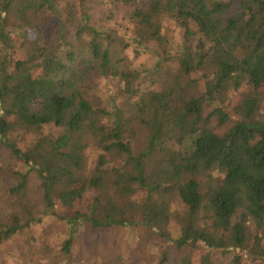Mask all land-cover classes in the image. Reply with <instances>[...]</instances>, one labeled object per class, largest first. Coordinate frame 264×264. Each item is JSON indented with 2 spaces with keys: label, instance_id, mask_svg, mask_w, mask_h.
Wrapping results in <instances>:
<instances>
[{
  "label": "trees",
  "instance_id": "16d2710c",
  "mask_svg": "<svg viewBox=\"0 0 264 264\" xmlns=\"http://www.w3.org/2000/svg\"><path fill=\"white\" fill-rule=\"evenodd\" d=\"M88 1L0 0V245L53 216L66 254L87 224L264 260V0H103L120 30Z\"/></svg>",
  "mask_w": 264,
  "mask_h": 264
},
{
  "label": "rangeland",
  "instance_id": "374dc122",
  "mask_svg": "<svg viewBox=\"0 0 264 264\" xmlns=\"http://www.w3.org/2000/svg\"><path fill=\"white\" fill-rule=\"evenodd\" d=\"M87 11L93 24L97 26L120 30L124 24V10L108 7L103 0L88 1ZM117 85L115 79L97 80V88L104 93L114 94ZM251 92L247 87H242L238 92L230 91L226 95V102L232 107ZM119 101L122 100L118 97L117 102ZM257 116L264 120V102ZM94 160V154L89 153V169H92ZM29 191L31 200L38 201L40 192L34 180L31 181ZM76 209L79 208L76 206L71 212L74 213ZM58 212L70 214L62 209H58ZM176 229L177 225L170 223L169 230L173 232ZM252 229L251 227L247 236L252 233ZM67 233L68 227L62 220L43 216L40 224L19 231L0 245V264H156L162 251H167L170 260L168 264H179L178 260L183 255H186L192 264H199L200 257L207 253L202 246L176 251L170 242L148 235L149 232L142 228L114 227L96 230L83 224L72 240L70 253L66 254L62 248L68 237ZM259 237L263 238L264 246V231ZM210 254L212 264H229L235 255L241 258V264H264V260L253 257L245 249L229 247L227 253L211 250Z\"/></svg>",
  "mask_w": 264,
  "mask_h": 264
}]
</instances>
